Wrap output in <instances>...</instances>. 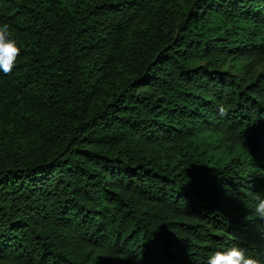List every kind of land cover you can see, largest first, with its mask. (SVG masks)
I'll return each mask as SVG.
<instances>
[{"label":"trees","instance_id":"obj_1","mask_svg":"<svg viewBox=\"0 0 264 264\" xmlns=\"http://www.w3.org/2000/svg\"><path fill=\"white\" fill-rule=\"evenodd\" d=\"M4 23L0 264H264V0H0Z\"/></svg>","mask_w":264,"mask_h":264},{"label":"clouds","instance_id":"obj_2","mask_svg":"<svg viewBox=\"0 0 264 264\" xmlns=\"http://www.w3.org/2000/svg\"><path fill=\"white\" fill-rule=\"evenodd\" d=\"M11 36L9 24H0V72L5 75L10 74L16 67L21 51L16 40L10 38ZM219 111L221 116L226 115L223 107ZM253 211L256 218L264 220V198L256 197ZM207 264H261V262L247 256L242 248L233 246L226 251L212 253L207 259Z\"/></svg>","mask_w":264,"mask_h":264}]
</instances>
